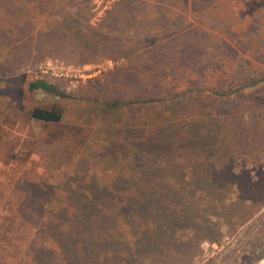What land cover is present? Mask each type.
<instances>
[{"label": "rangeland", "instance_id": "374dc122", "mask_svg": "<svg viewBox=\"0 0 264 264\" xmlns=\"http://www.w3.org/2000/svg\"><path fill=\"white\" fill-rule=\"evenodd\" d=\"M114 1H90L92 24L99 21ZM170 1L173 0L161 2ZM195 1L200 7L198 12L192 9L191 0L187 6L173 1L176 7L172 6L166 20L160 19L158 23L182 21V27L187 29L172 26L167 31L155 30L163 38L152 53H141L131 61L100 59L86 65L71 62L60 54L59 48L49 50L37 40L29 41L30 37L38 38L37 34L48 32L50 21L58 19L56 11L64 2L53 3V8L51 5L45 12L33 1L18 0L12 13H7L5 5L0 4V37L5 32L14 41L9 45L0 43V166L10 163L7 170L1 167L0 170L12 175L14 169L10 167L14 164L27 165L28 169H24L28 174L22 179L8 182L10 189L6 184L4 196L11 197L12 189L17 188L18 194L29 193L41 204L58 192L61 183L73 178V169L78 165L95 169L103 180L116 176L115 171L127 165L133 156L120 153L116 165H112L110 152L120 149L112 142L114 129L126 126L133 134V143H137V137L150 134L155 126H162L175 115L178 116L174 121L184 119L177 126L191 131L197 130L196 127L201 135L208 132L213 120H218L222 136L227 134L224 140L229 150L222 159V149L217 148L219 159L214 157L212 161L216 169L225 159L232 165L228 189L213 192L206 187L196 191L190 200L195 205L193 218L180 223L172 236H166L165 232L161 244L155 245L150 254L138 253L134 264H253L263 260L264 0ZM66 8L73 11L69 5ZM22 42H27L24 50L30 51V57L16 49L14 59L10 51L18 48V44L23 45ZM40 51L46 53L39 56ZM124 65L128 66L117 70ZM150 69L152 74H141ZM260 78L261 81L249 84ZM35 79L55 84L68 97L29 90V82ZM157 83L165 89L179 85L177 89L194 90L164 102L104 107V101L113 97L128 99ZM244 83L248 85L242 87ZM215 86L231 94L221 97L208 91ZM54 103L63 107V118L57 125L25 117V112L34 106L49 107ZM232 128L243 135L245 146L232 143ZM179 130L174 133L179 134ZM185 134L181 138L188 139ZM107 146L109 149L103 152L101 148ZM12 150L21 156L7 158L6 152ZM207 151L204 147L202 152ZM184 158L186 164L194 155L188 153ZM206 159L201 153L198 161L205 166ZM110 165L114 167L112 171L102 170ZM82 172L78 173L83 175ZM190 175L193 174L187 170L186 176ZM196 175L224 178L210 173ZM7 212L0 205V228L8 227L10 231L4 238L0 234V264H28L37 217L20 220L12 234L9 222H5Z\"/></svg>", "mask_w": 264, "mask_h": 264}, {"label": "trees", "instance_id": "16d2710c", "mask_svg": "<svg viewBox=\"0 0 264 264\" xmlns=\"http://www.w3.org/2000/svg\"><path fill=\"white\" fill-rule=\"evenodd\" d=\"M25 1H33L44 12L51 5L53 8V3L58 5L64 2L56 11L58 19L50 21L48 32L37 34L38 38L30 37L29 41L31 43L32 40H37L36 43L48 46L49 50L55 51L53 48H59L62 56L79 65L93 64L100 59L131 61L141 53L153 52L163 38L158 37L155 30L167 31L172 26H177L180 30L187 29L182 27V21L173 24L171 23L174 21L158 23V20L166 18V13L172 12V6L176 7L173 5V1L176 0L170 2L116 0L105 10L96 24L91 22L93 17V13L90 12L91 0ZM177 1L181 2L182 6H187L189 0ZM191 1L192 9L198 12L200 9L198 3L195 0ZM0 4L5 5L7 13H12L18 0H0ZM66 5L73 11L67 9ZM1 35L3 37H0V43L9 45L14 42L7 33L2 32ZM24 44L27 42L11 49L10 55L14 56V59L17 55L16 49L26 52V56L30 57V51L24 50L26 48ZM67 45L73 48L65 49ZM188 47L192 49L190 44ZM43 53L46 52H38L39 56ZM17 62L19 61L15 60V63ZM127 66L124 65L117 70ZM152 70L142 71L141 74H152ZM261 79L249 84H255ZM247 85L244 83L242 87ZM153 86L154 88L150 87L144 91L143 88L140 89L128 99L113 97L109 101H104V107L113 109L135 103L147 105L164 102L173 98L178 99L194 90L186 87L177 89L179 85L165 89L160 83ZM28 89L68 97L55 84L44 79L30 81ZM208 91L221 97L231 94L230 91L221 89V86H215ZM177 116L166 120L162 126H155L150 134L137 137L139 140L137 143H133V134L126 126L114 129L115 141L112 142L120 149H113V152H110L113 159L111 163L116 165L120 153L125 157L133 156L130 162L116 170V176L109 180L100 179L95 169L88 165L74 166L73 178L67 183H61L58 192L41 204L29 193L18 194L17 188L12 189L11 197L4 196L6 184L9 185L15 178L22 179L21 176L28 174L25 172L28 170L27 165L24 167L12 165L10 167L14 169L12 175L4 174L0 170L2 185L0 205L8 210L5 222H9L11 233L14 234L23 218L37 217V230L29 244L28 252L32 257L28 264H124V262L134 264L138 260L136 258L138 253L150 254L155 245L161 244L165 234L172 236L180 223L193 218L195 210H192V207L195 205L190 200L194 198L196 191L206 187L213 192L227 190L231 181L227 177L233 173L232 165L225 159L224 163L220 161L216 169L212 161L214 157L219 159L217 148L222 149L220 153L222 159L226 158V152L229 150L224 140L227 134L222 136L221 133L222 125L218 120H213L208 132L201 135L196 127L197 130L193 131L180 127L184 119L180 117L174 121ZM25 117L57 125L63 118V107L55 103L49 107L34 106L25 112ZM223 120L227 124V118ZM142 127L145 128L144 124ZM177 127L181 128L179 134L174 133ZM185 132L189 136L188 139L181 138L182 135H186ZM230 133L233 136V144L240 142L245 146L244 139L241 138L243 135L239 131L232 128ZM202 144L205 146H198ZM204 147L209 151L202 152ZM108 149L109 146L101 148L103 152H107ZM12 152L13 150L7 151L5 156L9 159L21 156ZM188 153L193 154L194 158L183 164ZM201 153L208 158L205 166L198 161ZM91 155L94 153L91 152ZM9 164L0 167L7 170ZM112 165L103 167L102 170L112 171L114 168ZM187 170L193 174L189 178L186 176ZM79 171L85 173L82 175L78 173ZM199 173L222 175L224 178H205L196 175ZM3 180L7 181L4 183ZM32 208H36L37 211H33ZM123 226H126L125 231ZM8 232H10L8 227L0 228L1 238Z\"/></svg>", "mask_w": 264, "mask_h": 264}, {"label": "bare ground", "instance_id": "6f19581e", "mask_svg": "<svg viewBox=\"0 0 264 264\" xmlns=\"http://www.w3.org/2000/svg\"><path fill=\"white\" fill-rule=\"evenodd\" d=\"M259 264H264V259L262 261H260Z\"/></svg>", "mask_w": 264, "mask_h": 264}, {"label": "flooded vegetation", "instance_id": "af4514ba", "mask_svg": "<svg viewBox=\"0 0 264 264\" xmlns=\"http://www.w3.org/2000/svg\"><path fill=\"white\" fill-rule=\"evenodd\" d=\"M264 259V258H263ZM260 261H262V260H260ZM253 264H259V263H257V262H254Z\"/></svg>", "mask_w": 264, "mask_h": 264}]
</instances>
